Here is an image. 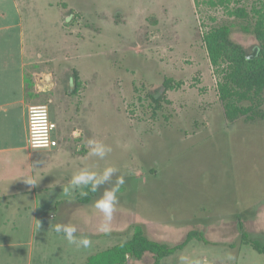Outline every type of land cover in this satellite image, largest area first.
Segmentation results:
<instances>
[{"label": "rangeland", "instance_id": "374dc122", "mask_svg": "<svg viewBox=\"0 0 264 264\" xmlns=\"http://www.w3.org/2000/svg\"><path fill=\"white\" fill-rule=\"evenodd\" d=\"M237 7L249 18L231 14ZM262 15L264 0L200 6L194 0H0V97L12 94L23 64L27 120L29 107L47 106L59 141L69 144V152L52 153L49 177L38 186L69 183L82 169L114 167L97 194L100 199L124 177L109 244L120 241L117 234L130 238L136 226L170 247L196 231L202 237L159 264H264V253L242 243L246 233L264 246V107L255 119L227 121L203 41L209 28L228 25L232 40L252 55L259 41L251 30ZM168 78L174 80L169 91ZM89 140L111 151L103 159L91 156ZM22 164L0 175V264H30L22 241L34 233L47 236L35 243L38 255L49 251L50 264L57 262L55 247L59 264L84 263L95 248L57 243L52 239L63 234L54 226L89 234L103 213L92 206L57 209L44 215L54 222L48 234L32 231L20 220L38 214L33 194L24 191ZM64 189L54 192L68 196ZM52 215L60 219L50 221ZM130 263L154 264V258Z\"/></svg>", "mask_w": 264, "mask_h": 264}, {"label": "trees", "instance_id": "16d2710c", "mask_svg": "<svg viewBox=\"0 0 264 264\" xmlns=\"http://www.w3.org/2000/svg\"><path fill=\"white\" fill-rule=\"evenodd\" d=\"M194 1L197 6H200L204 2L212 5H225L230 0ZM231 14L243 19L249 18L243 7H237ZM251 33L259 41V54L254 59H247L245 48L232 40L231 29L228 25L211 27L203 34L209 60L218 76L219 98L223 104L225 117L230 123H235L243 117L246 120L255 119L264 107V15L256 21ZM75 85L77 87L80 85L77 72L75 73ZM165 88L167 91L174 88L172 78L165 80ZM154 100L155 108H162L160 99L155 98ZM85 189L86 195L81 201L89 203L98 194V190L92 192L90 187ZM60 204L62 203H58L57 207ZM196 236L202 237V234L192 231L183 243L170 247L166 243L149 239L144 229L136 226L130 238H124L114 246L88 256L87 260L81 264H131L130 261H142L146 255H153L154 264H159L165 256L170 255ZM242 238L243 245L264 253V246L250 239L248 234L244 233Z\"/></svg>", "mask_w": 264, "mask_h": 264}, {"label": "crops", "instance_id": "0c3cea01", "mask_svg": "<svg viewBox=\"0 0 264 264\" xmlns=\"http://www.w3.org/2000/svg\"><path fill=\"white\" fill-rule=\"evenodd\" d=\"M22 68L23 64L20 66V69L17 71V75L15 76V82H14V91L11 95H2L0 97V175H3L1 173L6 171V167L8 166H15L19 162L23 166L24 161V173H22L20 176L23 178V176L26 178H33L36 181V186L29 185L27 190H24L26 193L33 194V200H34V207L38 214L34 215L31 219H21V223H29L31 225V230L35 231V228L41 227L40 229L44 231V233L49 232V230L46 227H49L54 222H49L44 220V215L48 214V212L54 210H63L69 209L71 207L77 206L76 209H80L81 207H93V204L96 200H98V195L92 198V201L89 203H83L81 201L82 197V191L80 189H73L69 185V183L65 182L62 184L57 185H47L44 184L42 187L38 186V182H40L39 179L46 181L49 177V174L47 171V164L50 163L52 156V153H56L57 150H60L62 148L66 149V146L69 145L68 142H60L59 147L54 149L53 151H40L38 153H31L30 148L28 147V120H27V106L25 102V89H24V76L22 74ZM3 78V77H2ZM67 152H69V149H66ZM51 153V154H50ZM36 170V171H35ZM37 172V176L35 174ZM51 172V171H50ZM56 173V172H55ZM64 174V172H62ZM41 183V182H40ZM58 188H61V192L63 189H68L69 194H65L68 196L65 197H58L56 195V191ZM24 192V193H25ZM16 196L17 193H14L11 196ZM63 202V203H62ZM58 203H62L57 207ZM94 208V207H93ZM40 211V212H38ZM96 217V216H94ZM59 220V216L52 215L50 216V221ZM104 223V219L92 220L90 224V233L88 234H79L76 233L75 235L77 238L80 237H88L91 241L90 247H94L95 251L94 254H96L99 251L106 250L112 246H114L116 243L110 242V238H114V234L110 231L108 232H101L99 229L101 225ZM112 220L110 221L109 226L111 225ZM45 228V229H43ZM34 229V230H33ZM120 238V241H122L126 235L124 234H117ZM116 236V235H115ZM47 236H37L36 233L31 235L29 239L26 241H22L26 243V246H28L29 255H27V258L30 262V264H50L49 251L45 250V248L40 249L41 256L38 255V251H36L38 246H36L37 242L40 240H43ZM55 240L57 243H68V241L64 238V236H57L55 237ZM37 239V240H36ZM122 239V240H121ZM35 241H37L35 243ZM60 241V242H59ZM119 241V242H120ZM114 243V244H113ZM118 243V242H117ZM22 245V244H20ZM74 247H76V244H73ZM35 246V247H34ZM59 247H55L54 252L52 254L56 255L55 264H59L60 259L62 258V254L60 253ZM36 251V253H35ZM93 255V254H92ZM88 257V256H87ZM145 258V257H144ZM35 259V261H34ZM37 259V261H36ZM39 259V260H38ZM32 261V263H31ZM81 264V263H78Z\"/></svg>", "mask_w": 264, "mask_h": 264}, {"label": "clouds", "instance_id": "9594fccd", "mask_svg": "<svg viewBox=\"0 0 264 264\" xmlns=\"http://www.w3.org/2000/svg\"><path fill=\"white\" fill-rule=\"evenodd\" d=\"M88 144L91 147L89 155L96 156L103 159L108 152L111 151L110 147H107L103 143L97 142L95 140H89ZM117 169L114 167L105 168L102 173H97L89 169H82L80 172L74 174L70 181L69 185L73 189L80 188H91L92 192H96L99 186L107 181L116 173ZM25 182L29 185L36 186V181L33 178H26ZM125 183L124 177L120 176L116 181V186L111 190H106L103 196L96 200L93 204V207L103 213L104 223L100 227L101 232L109 231V224L112 220L113 213L116 211V206L119 203L118 191L119 186ZM65 192L68 189H64ZM56 233H62L64 238L68 241L69 244H77L78 246H83L85 248L89 247L91 241L88 237L77 238L75 235L77 228L74 225L70 224H61L58 223L54 226Z\"/></svg>", "mask_w": 264, "mask_h": 264}, {"label": "built area", "instance_id": "2783aa9c", "mask_svg": "<svg viewBox=\"0 0 264 264\" xmlns=\"http://www.w3.org/2000/svg\"><path fill=\"white\" fill-rule=\"evenodd\" d=\"M58 127L45 105L28 109V144L33 151H52L59 147Z\"/></svg>", "mask_w": 264, "mask_h": 264}, {"label": "water", "instance_id": "95a60500", "mask_svg": "<svg viewBox=\"0 0 264 264\" xmlns=\"http://www.w3.org/2000/svg\"><path fill=\"white\" fill-rule=\"evenodd\" d=\"M259 54V48H256L252 55H247V59H254Z\"/></svg>", "mask_w": 264, "mask_h": 264}]
</instances>
